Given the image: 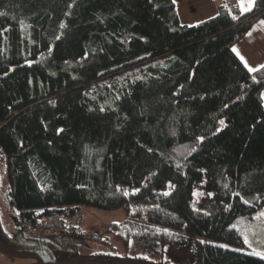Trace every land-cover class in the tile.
I'll return each instance as SVG.
<instances>
[{
    "label": "trees",
    "instance_id": "trees-1",
    "mask_svg": "<svg viewBox=\"0 0 264 264\" xmlns=\"http://www.w3.org/2000/svg\"><path fill=\"white\" fill-rule=\"evenodd\" d=\"M258 20L264 0L197 24L173 0H0V158L18 228L36 210L123 208L194 238L192 264H264V67L233 49ZM48 243L57 262L154 264Z\"/></svg>",
    "mask_w": 264,
    "mask_h": 264
},
{
    "label": "rangeland",
    "instance_id": "rangeland-1",
    "mask_svg": "<svg viewBox=\"0 0 264 264\" xmlns=\"http://www.w3.org/2000/svg\"><path fill=\"white\" fill-rule=\"evenodd\" d=\"M189 2L190 10L207 5L208 0H197ZM188 2H184L187 4ZM193 5V8L190 6ZM216 4L211 0V7H206L203 16L198 11L197 17H213L216 13ZM199 15V16H198ZM195 16V15H194ZM196 17V16H195ZM185 22H188L182 19ZM190 23V22H189ZM172 158L176 165L181 164L180 151H174ZM7 186L5 163L0 158V235L4 239L13 242L27 243L32 245L34 241L26 239L23 232L16 224V218L7 205L5 191ZM209 200L203 189L195 191V206L207 210ZM257 227L254 235L257 240L264 242V209L257 215ZM115 224L118 227H112ZM255 224V223H254ZM253 225V224H252ZM82 236H73V241L78 243V251L81 254L90 252L105 251L113 252L122 257L136 258L143 257L148 261L160 263V261H170L176 264H191L194 261V238L187 233L176 232L175 240L172 242L163 238L160 231L149 232L145 228V223L137 218H131L126 209L102 210L93 207H86V214L81 226ZM168 231L165 229L164 232ZM163 232V233H164ZM57 242H62L60 234L47 236ZM15 247L13 245H10ZM15 249V248H14ZM17 262L9 256L0 254V264H12Z\"/></svg>",
    "mask_w": 264,
    "mask_h": 264
},
{
    "label": "crops",
    "instance_id": "crops-1",
    "mask_svg": "<svg viewBox=\"0 0 264 264\" xmlns=\"http://www.w3.org/2000/svg\"><path fill=\"white\" fill-rule=\"evenodd\" d=\"M180 12V16L182 19L190 22L191 24H197L198 22L205 20L208 17H197L198 11H201V14L203 16V13L205 12L206 7H211V0H208L207 5H202L199 9L195 7V10H190L189 8V2L188 0H173ZM191 1H197V0H191ZM256 0H234V5L240 8L242 12H249L254 7ZM184 2H188L185 4ZM214 3L216 4V13L220 8L221 2L220 0H214ZM193 8V5L190 6ZM196 17H195V16ZM214 15V16H215ZM199 16V15H198ZM264 20H258L253 27L250 29V31L245 35V37L238 42L233 49L235 54L238 56V58L243 62V64L249 69H257L264 65ZM243 57V60L241 59ZM246 62V63H245ZM264 97V93H263Z\"/></svg>",
    "mask_w": 264,
    "mask_h": 264
},
{
    "label": "built area",
    "instance_id": "built-area-1",
    "mask_svg": "<svg viewBox=\"0 0 264 264\" xmlns=\"http://www.w3.org/2000/svg\"><path fill=\"white\" fill-rule=\"evenodd\" d=\"M224 8L230 9L234 0H220ZM84 207L69 206L48 212L34 211L22 216L19 227L26 236L42 239L53 234H82Z\"/></svg>",
    "mask_w": 264,
    "mask_h": 264
},
{
    "label": "water",
    "instance_id": "water-1",
    "mask_svg": "<svg viewBox=\"0 0 264 264\" xmlns=\"http://www.w3.org/2000/svg\"><path fill=\"white\" fill-rule=\"evenodd\" d=\"M5 197H6V194H5ZM26 237H29V236L25 235V238ZM0 254L12 257L14 259H17L20 262H23V263H15V264H76L75 262H72V261L57 262L54 259H52L50 256H47L44 253H40V252H37L35 250H30V249L20 250V249L10 248V247L4 246L1 242H0ZM94 264H99V263H94ZM101 264H108V263H101Z\"/></svg>",
    "mask_w": 264,
    "mask_h": 264
},
{
    "label": "flooded vegetation",
    "instance_id": "flooded-vegetation-1",
    "mask_svg": "<svg viewBox=\"0 0 264 264\" xmlns=\"http://www.w3.org/2000/svg\"><path fill=\"white\" fill-rule=\"evenodd\" d=\"M62 237H63L62 242H57V241L53 240L52 238H48V237L42 238V239L26 238V239L34 241V243H31L32 245H28L27 243H24V246L26 247V249L35 250V251L40 252V253H44V254L46 252L49 253L47 247L49 246L48 242H49V239H50L53 242H55V245H57V246H60V243H62V245H66V247L71 249V250H74V249L78 250V243L74 242L72 237H70V236H65V237L62 236ZM6 241L10 242L9 239L8 240L6 239ZM76 262L78 264H86V263H83L79 258L76 260ZM149 262H153V261H149ZM15 263H23V262H20V261L17 260V262H14L12 264H15ZM153 263L154 264H158V263H155V262H153ZM160 263L165 264L164 261H160ZM91 264H93V263H91ZM112 264H118V263H112ZM167 264H176V263H172V262L169 261Z\"/></svg>",
    "mask_w": 264,
    "mask_h": 264
},
{
    "label": "snow or ice",
    "instance_id": "snow-or-ice-1",
    "mask_svg": "<svg viewBox=\"0 0 264 264\" xmlns=\"http://www.w3.org/2000/svg\"><path fill=\"white\" fill-rule=\"evenodd\" d=\"M264 23V22H262ZM63 27V25H62ZM235 50V49H234ZM241 59L243 60V57H241ZM246 63V62H245ZM247 66V65H246ZM261 67H264V65H262ZM258 69H253V68H249V71H257ZM253 79H255V77H253ZM221 124H223V121H221ZM224 247H227L226 245ZM256 255H261V253H256Z\"/></svg>",
    "mask_w": 264,
    "mask_h": 264
}]
</instances>
